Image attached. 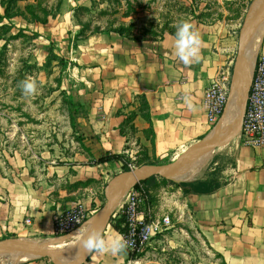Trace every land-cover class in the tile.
<instances>
[{"label":"crops","instance_id":"obj_1","mask_svg":"<svg viewBox=\"0 0 264 264\" xmlns=\"http://www.w3.org/2000/svg\"><path fill=\"white\" fill-rule=\"evenodd\" d=\"M89 3L66 0L62 16L36 28L44 57L52 51L66 60L76 78L78 93L72 91V98L81 110L74 115L80 138L77 151L59 162L45 160L35 172L17 157L10 159V166L0 174V241L14 238L54 246V218L76 207L95 226L104 186L123 164L146 167L168 156L175 161L210 131L206 90L216 81L229 88L226 66L233 39L225 27L199 25L192 31L201 41L200 55L184 64L176 56L171 35L137 41L100 32L75 42L82 30L75 10ZM258 53L264 55V36ZM106 155L122 158L96 164ZM225 155L214 163L222 167L215 175L210 171L173 181L176 187L168 183L160 191H150V197L156 198L154 202L150 198L147 210L150 223L171 219L174 246L180 245L177 237L194 231L223 264H264V148H251L240 140ZM26 219L29 226L23 224ZM117 234L121 235L109 225L103 236L110 240ZM148 255L134 259L123 253L94 252L87 264H149ZM3 256L16 261L24 255ZM22 264L51 263L31 259Z\"/></svg>","mask_w":264,"mask_h":264},{"label":"rangeland","instance_id":"obj_2","mask_svg":"<svg viewBox=\"0 0 264 264\" xmlns=\"http://www.w3.org/2000/svg\"><path fill=\"white\" fill-rule=\"evenodd\" d=\"M253 1L90 0L87 8H76L75 16L82 28L83 36L100 32H119L137 41L159 40L166 35L175 36L177 26L182 21L191 24V31L196 30L199 25L225 27L233 39L231 57L226 66L230 74L227 91L231 96L238 68V37ZM64 5L66 0H0V174L8 169L10 159L15 157L22 160L31 172H35L43 161L53 159L59 162L66 154L78 149L76 143L80 136L75 127L72 128L70 121L71 114L81 111L73 104L72 98V91L78 93L74 82L76 78L68 71L66 60L62 59L63 63H60L61 59L55 55L57 58L50 57L51 60L55 59L52 61L54 63H47L48 56L44 57L45 53L38 48L43 41L36 40L35 34L38 26L62 16ZM263 14L264 9L260 14L261 22ZM257 18L258 16L254 18V22ZM74 40L77 42L81 39ZM29 78L34 79L37 85L35 93L30 95L22 90V82ZM236 79L238 87L242 89L241 94L240 91L237 93L235 100L238 111L244 95V85L240 76ZM223 116L224 114L215 125ZM215 125L211 126L210 130ZM234 131L235 129L222 135L219 147L209 148L204 156L198 158L205 160L193 179L205 176L210 171L215 175L222 170L220 164L216 166L214 163L226 159L225 153L232 152L240 142L241 130L238 129L236 145L227 149L221 148L225 139L229 135H234ZM171 158L172 156H168L155 160L152 165L146 167L166 165L171 162ZM134 166L142 167L136 164ZM124 167L129 169L123 164L118 174L124 172ZM176 175L178 174L156 179L149 185H141L148 195L149 205L150 198L153 202L156 199L154 196L150 197V191H160L169 184L176 187L172 184L173 181H186L177 179ZM107 184L101 195V210L106 202L104 190ZM133 185L127 184L116 194L118 198L124 191L126 192L122 198V206ZM118 212L113 214L116 215ZM170 221L172 222L171 219ZM173 231L172 229L161 233L159 237L155 236L154 244L152 240L138 258L149 254L147 257L149 264H223L194 231L187 230L188 236L185 238L177 237L180 245L174 246L175 242H171ZM56 239L60 238L54 237L51 241ZM26 243L34 244L31 241ZM57 251L60 252V257L71 263H75L82 255L74 253V247ZM0 255L6 254L0 252ZM45 260L51 263L50 260Z\"/></svg>","mask_w":264,"mask_h":264},{"label":"built area","instance_id":"obj_3","mask_svg":"<svg viewBox=\"0 0 264 264\" xmlns=\"http://www.w3.org/2000/svg\"><path fill=\"white\" fill-rule=\"evenodd\" d=\"M220 82L212 83L204 96L210 126L215 125L225 113L229 101L228 91ZM240 140L245 146L264 148V55L259 53L252 71L247 111L241 126ZM127 166L128 170L135 169L133 164H127ZM133 187L128 191L120 211L112 215V218L125 217L126 222L122 226L125 234L122 237L129 242L124 252L128 258L143 254L155 236L171 228L169 218H163L156 224H145V212L142 210L145 203L144 193H137ZM87 221L88 215L82 208L68 210L54 218L55 237L72 235ZM23 224L29 226L31 221L26 219Z\"/></svg>","mask_w":264,"mask_h":264},{"label":"water","instance_id":"obj_4","mask_svg":"<svg viewBox=\"0 0 264 264\" xmlns=\"http://www.w3.org/2000/svg\"><path fill=\"white\" fill-rule=\"evenodd\" d=\"M263 9L264 0H254L246 13L239 33L237 47V66L239 70V76L243 80L244 95L236 113L235 119L231 124V127H233V129L239 128L241 130V126L247 111L252 72L249 73V69L247 67L245 47L250 36L251 28L255 23L254 18L256 16H259L262 13ZM224 134V128L218 127L217 124L212 127V129L205 137L185 150L175 161L170 162L166 165L139 167L116 175L105 188L104 195L106 202L100 212L94 229L101 231L102 234L105 233L107 227L111 223L113 215V204L114 199H116V194L120 192L124 186H126L127 184L135 185L140 181H146L152 178L163 179L177 174L178 171L181 170L184 166L204 156L209 148L219 147V139ZM0 252L24 255L28 256L31 259H48L52 264H87L88 259H90V257L94 253H82V255L77 259L75 263H64L60 257V252H54L51 249H48L45 244H29L14 238L1 240ZM66 253H69V251H66Z\"/></svg>","mask_w":264,"mask_h":264},{"label":"bare ground","instance_id":"obj_5","mask_svg":"<svg viewBox=\"0 0 264 264\" xmlns=\"http://www.w3.org/2000/svg\"><path fill=\"white\" fill-rule=\"evenodd\" d=\"M263 36H264V14H263L262 22H261L260 15L258 16L257 20L255 21L254 26H253L252 30L250 31V36H249L247 45L245 47V58H246V62H247V67L249 69V73H251L253 71L256 56L258 54L259 47L262 43ZM237 77H239L238 68L236 69L234 80H236ZM239 87H238V85L233 86V93L229 98L228 104H227L226 109H225L224 116L221 119V121L218 123V127L224 128L226 133L230 132V131L232 132V130H233V127H231V124L233 123L235 116H236V113H237L236 106H235V100H236L237 93L240 91V94H241V92H242L241 87H240V89H239ZM226 128H227V131H226ZM238 129L239 128L235 129V131L233 132L234 135H229L225 139V141L223 142L222 149L231 148L234 145H236L237 140H238V138L236 137V136H238ZM204 160L205 159H199V160L196 159V160L192 161L191 163L187 164L181 170L178 171V173H177L178 175H176V178L181 179V180L182 179L183 180L192 179L199 171L198 170L197 172H193V169L195 167L199 166L200 163L204 162ZM125 194H126V192L124 191L120 195V197L114 199L113 213L118 212V210L121 208L122 198H124ZM86 224L92 229H93V227H95L94 224H92L91 222L86 223ZM69 236H66V237H63L60 239H56L54 241V246H46V245L45 246L54 252H58L57 250L64 249V248H68V247L73 248L74 247L75 251H73V252L77 253V249L75 247V245H76L75 238H73L71 240L66 239ZM5 254L6 255H13L12 253H5ZM5 259H6L5 256L0 255V264H22V263L27 262L31 258H29L28 256H23V257L17 258L16 261H10L9 258L6 260ZM61 259L64 263H71V262H67L62 257H61Z\"/></svg>","mask_w":264,"mask_h":264},{"label":"clouds","instance_id":"obj_6","mask_svg":"<svg viewBox=\"0 0 264 264\" xmlns=\"http://www.w3.org/2000/svg\"><path fill=\"white\" fill-rule=\"evenodd\" d=\"M191 24L182 21L178 24L174 36L176 56L184 63L190 64L193 60L198 59L200 55V39L197 34L191 31ZM36 81L26 79L22 82V90L25 94H34L36 91ZM192 108L191 102L187 105ZM76 241L77 254L93 252H110L112 255H120L125 252L129 242L121 235L117 234L110 240H106L101 231L90 228L87 224L80 225L77 232L67 237Z\"/></svg>","mask_w":264,"mask_h":264},{"label":"trees","instance_id":"obj_7","mask_svg":"<svg viewBox=\"0 0 264 264\" xmlns=\"http://www.w3.org/2000/svg\"><path fill=\"white\" fill-rule=\"evenodd\" d=\"M45 24V23H44ZM119 35H122L120 34L119 32H117ZM84 36L82 35V33L80 32L79 35L76 36L75 39H78V38H83ZM51 56H54L56 57L52 51H49L48 53V58H47V63H50L54 60H51ZM57 58V57H56ZM60 63H63L62 62V59L59 60ZM66 64V63H65ZM75 112L74 114H71L70 115V121H71V124H72V128L75 127ZM122 157L121 156H110V155H106L104 157H101L100 159H98L96 161V164H104V163H107V162H111V161H118L120 160ZM128 171V169H126L124 167V172ZM156 179L152 178V179H149V180H146V181H140L139 183H137L134 187H133V190L136 191L137 193L139 194H143L144 198H145V203H144V206L142 208V210H144L145 212V224L148 225L150 223V220H149V217H148V213H147V210H148V206H149V198H148V195L147 193L145 192V190L142 189L141 185H149L151 183H153ZM179 185H182L183 183H178ZM186 193H190V190L186 191ZM126 220H125V217L124 216H119V217H116V218H112L111 219V227L116 230L118 233H120L121 235H124L125 234V229L122 227L124 224H125ZM5 254V253H4ZM90 259H88L89 261ZM87 261V262H88Z\"/></svg>","mask_w":264,"mask_h":264}]
</instances>
